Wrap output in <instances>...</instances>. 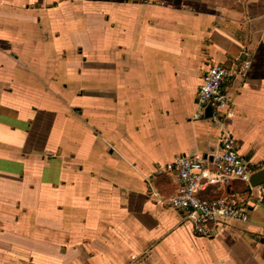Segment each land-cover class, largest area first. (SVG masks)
<instances>
[{
  "label": "crops",
  "instance_id": "crops-1",
  "mask_svg": "<svg viewBox=\"0 0 264 264\" xmlns=\"http://www.w3.org/2000/svg\"><path fill=\"white\" fill-rule=\"evenodd\" d=\"M217 64L224 125L194 118ZM225 130L264 172V0H0V264H264V186L211 238L153 195Z\"/></svg>",
  "mask_w": 264,
  "mask_h": 264
},
{
  "label": "built area",
  "instance_id": "built-area-1",
  "mask_svg": "<svg viewBox=\"0 0 264 264\" xmlns=\"http://www.w3.org/2000/svg\"><path fill=\"white\" fill-rule=\"evenodd\" d=\"M244 74L242 69L233 73L223 65L209 66L198 89L194 118L204 119L206 109L211 107L210 119L224 125L234 115L227 87L232 78ZM161 171L174 177L176 190L167 199L157 193L153 195L159 204L183 213L197 235L211 238L230 223L249 222L250 209L235 192L234 184L241 182L253 189L250 180L254 171L230 131H223L216 151L206 155H179L157 169Z\"/></svg>",
  "mask_w": 264,
  "mask_h": 264
},
{
  "label": "water",
  "instance_id": "water-1",
  "mask_svg": "<svg viewBox=\"0 0 264 264\" xmlns=\"http://www.w3.org/2000/svg\"><path fill=\"white\" fill-rule=\"evenodd\" d=\"M205 117L206 118L211 117V107H208L206 109ZM250 183L253 188L263 187L264 186V172L260 171L257 173H253L251 176Z\"/></svg>",
  "mask_w": 264,
  "mask_h": 264
}]
</instances>
